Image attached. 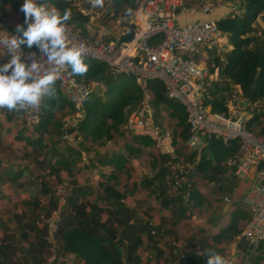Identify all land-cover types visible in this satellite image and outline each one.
I'll return each mask as SVG.
<instances>
[{
    "label": "trees",
    "instance_id": "16d2710c",
    "mask_svg": "<svg viewBox=\"0 0 264 264\" xmlns=\"http://www.w3.org/2000/svg\"><path fill=\"white\" fill-rule=\"evenodd\" d=\"M111 1L116 2L117 10L123 4L129 3V11H132L136 5L134 0ZM230 1L237 4L236 10L239 13L232 11L227 17L215 22L228 38L230 46L224 53L207 54L208 69L210 73L218 70L219 81L212 82L206 104L211 107L212 112H226L229 95L236 87H239L249 103L247 108L250 109L252 115L248 127L256 133L264 134V120L261 121L264 112L254 107L264 99V29L262 34L254 35L256 32L254 23L258 16L264 12V0ZM44 2L48 7H56L61 13L65 8L71 9V18L65 23L75 25L83 34H86L91 17L89 14L84 13L74 3V0H44ZM21 3V0H0V20L7 18L9 14H21L22 12L19 10ZM10 30L13 33L15 28L12 27ZM102 37L105 36L102 35ZM24 49L27 51L34 50ZM84 61L89 65L88 72L75 77L78 80L85 81L92 79L105 80L106 92L104 95L94 94L84 102L82 119L77 129H71L70 132L77 131L84 138H88L94 143L104 140L102 145L107 148L106 151L103 154L99 152L94 154L92 163L95 168H99L100 177L103 179L99 186L104 195L100 197L99 201H103L112 209L102 208L97 202L78 203L76 201V195L83 191V189L77 187L76 181L72 180L75 177L74 167L79 161L80 152L65 142L63 125L55 120L59 110L73 114L75 109L63 97L56 83V98H43L40 123L33 130L27 128L28 132L32 134L27 144L34 148L33 154L35 155L37 169L57 179L61 172H66L71 178L72 187L68 188V196L65 197L66 199L61 206L55 193L56 201L49 202V209L43 215L49 217L54 210L60 207L61 222L57 237L61 249L85 264H122L123 255L128 263H137L139 262L137 252L142 244V234L146 233L153 238L152 231H154V228L148 223L143 226L137 223H129L132 219L131 212L123 202L127 197V191H120L115 187V183L125 169L128 159L124 153L109 151L111 148L109 149L108 144L116 136L125 137L126 133L122 126L127 122L126 109L140 103L142 94L139 87L125 77L112 79L106 76L105 67L101 63L92 60ZM0 63L2 62L0 61ZM149 87L153 93V105L157 108L168 106L172 108L171 115L177 118L178 125L181 127L178 137L183 140V144L179 147L184 148L189 132L187 115L184 109L167 97L162 84L153 82L149 84ZM10 112L21 116L18 111ZM256 125H258L257 131V128L254 129ZM51 133L56 134L58 139L49 137ZM125 139V150L130 154H136L140 151L134 147L136 145L142 144L146 147L153 145L151 139L133 134L126 135ZM238 148L239 143L237 141L222 145L220 141L215 139L210 142L209 155H207L209 157H204L195 167V170L203 173L211 182L217 183V187L224 190L223 193H229V196L233 194L234 189L225 182V176L228 175L229 170L224 165V161L234 155ZM184 153L189 160L192 159V155L186 153V150H184ZM73 156H76L77 160L72 159ZM54 166L57 167L54 168ZM47 170L49 171L47 172ZM165 172L166 170H163L160 176L155 179L145 180L143 188L150 190L149 192L154 196L159 205L158 212L168 211L172 216L170 221L174 220L173 229L169 231L164 229V235L166 233L167 236H176L177 232L174 227L177 226L181 218L190 216L188 210L197 205L199 193L193 188L187 203L180 196H169L168 186L163 183ZM19 174L21 176V173ZM2 176L0 183L3 181L10 184L18 180L17 174L3 172ZM40 188L43 189V193H40L42 199L51 194L50 188H46V185H40ZM34 198L35 201L28 203V205L40 209L42 199ZM241 206V204L234 206L226 227L221 228L217 233L211 234L205 241L201 242L202 256L188 254L181 264H205L204 250L207 249L224 255L227 247L223 246L224 242L226 243L231 239L235 240L243 231L242 227L238 226V221L241 217L246 220L247 212ZM103 214L108 215L106 220L103 219ZM40 216V214H37L34 217L35 220L31 228L32 231L38 232V236H40L38 245L31 244L30 249H26L19 245V241L12 242L15 237L6 239L5 242H0V264H43L45 262V257H42L43 252L38 253L34 250L37 248L40 251H46L49 248L46 241V228L36 225V219H39ZM160 221L164 224L167 221V216H163ZM2 228L3 222L0 217V230ZM157 231L160 232V230ZM173 241H176V239ZM173 241L167 243L172 251L174 248L172 246ZM152 244L154 245V251L157 254H162L157 248L156 242L153 241ZM237 248L239 255H237V260L233 264H263L264 243L257 249L249 251L247 245L240 241ZM34 254L36 255L34 256ZM175 260L176 256L169 255L168 261L170 263L168 264H173Z\"/></svg>",
    "mask_w": 264,
    "mask_h": 264
},
{
    "label": "built area",
    "instance_id": "2783aa9c",
    "mask_svg": "<svg viewBox=\"0 0 264 264\" xmlns=\"http://www.w3.org/2000/svg\"><path fill=\"white\" fill-rule=\"evenodd\" d=\"M192 3V0H137L135 8L118 21L119 30L114 36H92L89 27L83 34L75 25L67 24L66 34L71 45L85 48L84 60L101 63L107 76L112 79L130 76L139 87L141 107L129 115L126 129L130 134L151 139L162 155L171 156L169 166L173 170L171 181L167 183L169 196H180L188 202L192 188L187 179L190 169L194 168L191 161L198 165L204 157L208 158L211 141L216 139L222 145L233 141L239 143L238 151L228 157L224 164L238 179L254 172L247 194L239 201L249 215L240 241L252 251L264 243V134L248 127L252 115L239 87L229 95L226 112H212L206 104L210 86L219 80V74L217 70L210 73L208 67L203 65V59L207 56V50L217 49L221 45L220 40L225 34L211 20L181 21L180 17L185 15H209L213 11L207 1H201L199 7H193ZM132 25L133 38L125 42L123 38ZM21 55L26 61L38 60L49 67L46 58L35 49L27 51L22 48ZM3 59L6 61L7 55ZM153 82L162 84L167 97L179 104L187 115L189 132L184 145L187 153L192 155L190 161H186V155L174 147L171 135L159 133L153 128V111L150 107L153 93L149 87ZM56 83L63 97L75 109L71 119L62 124L64 139L67 140L71 137L69 131L77 129L82 119L84 102L97 92L98 87L103 88L104 83L78 80L67 67ZM43 98L38 108L18 111L29 130L40 123ZM65 187L61 185L56 192L60 206L67 195ZM238 200L234 198L235 202ZM39 221V227L47 230L46 241L49 245L48 257L43 264H85L61 249L57 237L61 222L60 207L49 217L41 215ZM172 246L173 255L176 256L173 264L183 263L188 254L203 255L199 244L173 241Z\"/></svg>",
    "mask_w": 264,
    "mask_h": 264
},
{
    "label": "rangeland",
    "instance_id": "374dc122",
    "mask_svg": "<svg viewBox=\"0 0 264 264\" xmlns=\"http://www.w3.org/2000/svg\"><path fill=\"white\" fill-rule=\"evenodd\" d=\"M137 0H134L136 3ZM193 7H199V3L202 2H208L211 7L213 8V12H215L217 9H220L221 7H226L228 8V14L225 15L224 17H227L232 11H235V13H239L238 10H236V3L230 1V0H192ZM74 3L86 14L90 15V23L88 24L89 27V33L92 36H114L117 34L119 30L118 26V21L124 19L131 11H129V3L123 4L121 8L117 10L116 2L111 1V0H103V7L100 8H92L91 7V0H74ZM89 8V9H88ZM20 16H23V13L19 14ZM8 18V17H7ZM5 18L4 20H7ZM223 18V17H222ZM218 18V20L222 19ZM24 19V17H23ZM4 20H0V32L3 31V24ZM258 21L263 22L262 26H258ZM23 22V21H20ZM264 26V12L260 14L254 23L255 27V34L254 35H259L262 34V30ZM263 27V28H262ZM14 28V27H13ZM221 45L218 46L216 50H207L206 55L208 54H213L215 52L219 53H224L228 48H229V40L225 36L223 39L220 40ZM1 61V60H0ZM3 61V60H2ZM203 65L208 67V62L207 61V56L205 59H203ZM107 76V74H106ZM128 81H133V78L128 76L125 77ZM89 81H103L104 86L103 88L98 87L97 92L95 94L99 95H104L106 92V83L105 80L101 79H92ZM219 81V80H218ZM141 102L138 103L137 105L128 107L126 109L127 113V120L128 117L131 113H133L135 110L141 107ZM261 106L264 109V104L261 103ZM152 111H153V117H152V122H153V128L158 131L159 133H163L165 135L169 134L171 135V139L173 141L174 147L176 146L178 149H180L183 155H185L184 150L187 149L184 145V148H180L179 145L183 144V140H181L178 136L180 133V128L179 123L176 117H173L171 115L172 108L170 106L168 107H161L157 108L155 105L152 104L150 106ZM67 119H71V114L67 112H63V110H59L56 114V122L59 124H63ZM127 122L125 125L122 126V129L125 131V137L126 135H129L130 133L126 129ZM27 129V128H26ZM69 135L71 137L65 142L72 146V143L74 146L76 145L79 150L81 151L79 160L82 159V153L84 155L83 159L86 160V158H91L94 156L96 153L103 154L106 151V147L103 144L104 140H100L98 142H92L88 138H84V136L79 133V132H70ZM125 137L122 136H116L114 140H112L108 146H109V151L115 152H121L124 153L125 156L127 157L128 161L125 164V169L121 172L120 177L118 178V181L115 183V187L122 191L126 190L127 194L134 196L135 198L132 199L134 202H131V206L133 208H136L138 213H140L142 218H136V220L131 221V224H139L140 226L146 225L147 223L154 228V231H152L153 239L157 241L158 245L161 248H165V254L166 256L169 257V255L173 254L172 249H170L167 245L169 241H173L176 239L177 242L182 243V242H187V243H194V244H199L201 245V242L206 240V236L198 235V231L202 230L204 227L207 226L208 222L212 221H220L223 217L224 214L227 215V213H231L234 209V206L241 201V198L239 196H235L234 191L233 194H225L223 193L224 190H220V187H217V183L211 182L210 180L205 177V175L197 170H195V167L197 165L194 164V161H191V164H193L194 168L190 169L189 176H188V182L191 185V188H195L198 193V200H197V205L195 207H192L188 210L190 216L189 217H184L181 218V220L178 221L177 226L174 227L175 231L177 232L176 236H167L166 233L164 235L163 230L165 229L168 231V226L169 230L173 229V225H171V222H174V220H171V222L167 223L170 218L172 217L168 211H163L162 214H160V218L162 219L163 216H167V221L161 224H158L156 221L153 220V217L151 214L158 212L159 205L155 201L154 196L149 192L150 190L144 189L143 185L145 180H151L155 179L160 176V173L163 170H166V174L164 175L163 183L167 185L169 181H171V176H172V170L170 169L171 167L169 166L170 161H171V156L162 155L160 150L155 146L152 145L150 147H146L144 145H136L134 146L135 148H138L140 151L136 154H130L125 150ZM64 141V140H63ZM102 145V146H101ZM43 155L41 154V157ZM186 157V156H185ZM72 159H76V156H73ZM227 159V158H226ZM226 159L224 163L226 162ZM77 160V159H76ZM186 161H190L188 157H186ZM87 163V162H86ZM92 164V163H91ZM225 165V164H224ZM89 166H91L89 164ZM39 171V170H37ZM35 171L36 174L30 177L31 182H33V187H38L40 185H48L50 188L51 194L45 199H42V195L39 193V191H36V198H41V208L36 209L34 206H30L29 208V216L32 218L36 217L37 214L43 215L45 214V211L49 209V202L50 201H56L55 199V193L57 192V189L60 188L61 185H65L66 187L64 188L67 192L68 196V188H69V182L66 180H61L58 183H56L53 179V177H48V176H42L40 175V171L37 172ZM90 173L94 172L93 175H95V172H98V169L93 170L92 166L90 167ZM33 173V171L31 172ZM229 174V171H228ZM47 175V174H46ZM92 175V176H93ZM225 182L228 183L229 187L235 188V176L227 175L225 176ZM99 184L103 182V179L99 176ZM89 181V182H88ZM86 183H94V185H91L92 187L96 186L95 182H93L91 174H90V180H88ZM69 184V185H68ZM98 184V189L94 187L93 192L86 193L85 195H82L83 201H90V202H97L100 204L102 208L109 209L110 207L107 206L103 201H99L100 197L103 196L102 189ZM14 190V188L11 189V191H6L7 193H11ZM33 191L31 190V193ZM192 190L190 191L191 194ZM57 196V195H56ZM65 196V197H66ZM237 197L239 200L238 202L234 201V198ZM148 198V199H147ZM34 197H31L30 194H20L18 197H14L9 201V203H6V201L0 200V217L1 220L4 217V213L7 211L9 214L13 213L15 217L17 215H20L21 211L25 209L23 204L24 202H32L35 201ZM66 199V198H65ZM228 199V200H226ZM21 202L22 205L21 206ZM187 203V202H185ZM241 208L245 209L243 207V204H241ZM35 208V209H34ZM246 210V209H245ZM146 211L148 212V215H146ZM247 212V211H246ZM159 213V212H158ZM225 215V216H226ZM246 220L243 219V217L240 218L238 221V226L242 227V230L245 229L248 220H249V215L246 213ZM3 216V217H2ZM228 217V215H227ZM29 218V217H28ZM35 219V218H34ZM40 219V218H39ZM39 219H36V225L39 226L40 221ZM14 220V219H13ZM11 220V221H13ZM223 220V219H222ZM156 222V223H155ZM162 222V221H160ZM29 223V222H28ZM163 224V226H161ZM7 225H11V223H7ZM42 228V227H41ZM11 230L8 232L7 235H4L5 232L0 231V242H5L6 239H10V237H15V239H12L13 241H19L26 249H30V241L28 236L22 232L18 231L17 228L13 225L10 228ZM160 230L158 232L157 230ZM243 232V231H242ZM15 233V234H11ZM5 236V238H4ZM175 237V238H174ZM241 239V234L235 238V240L231 239L227 241L226 243L224 242L223 246H227L226 250L224 251V255L228 258L230 261V264H232L233 260L232 258H237V255H239V250L237 246L239 245ZM154 241V242H155ZM222 247V246H221ZM228 250V253H225ZM237 251V252H236ZM48 252L49 250L45 251V260L48 257ZM26 257V256H25ZM264 264V262H263Z\"/></svg>",
    "mask_w": 264,
    "mask_h": 264
},
{
    "label": "clouds",
    "instance_id": "9594fccd",
    "mask_svg": "<svg viewBox=\"0 0 264 264\" xmlns=\"http://www.w3.org/2000/svg\"><path fill=\"white\" fill-rule=\"evenodd\" d=\"M92 8L103 7V0H91ZM23 23L13 33L0 32V109L27 111L38 108L43 97L55 99L56 81L67 67L73 76L89 70L84 61L82 46L71 45L66 34V23L71 9L61 13L48 7L44 0H22L20 9ZM22 48L35 49L42 54L49 67L38 60L21 55ZM205 252V264H230L225 255L214 250Z\"/></svg>",
    "mask_w": 264,
    "mask_h": 264
},
{
    "label": "crops",
    "instance_id": "0c3cea01",
    "mask_svg": "<svg viewBox=\"0 0 264 264\" xmlns=\"http://www.w3.org/2000/svg\"><path fill=\"white\" fill-rule=\"evenodd\" d=\"M228 12V8L226 7H221L220 9H217L215 12H211L209 15H202V14H195V15H185L180 17L181 21H183L184 19H186L187 21H191L194 19H207V20H211L216 22L218 20V18H222L225 15H227ZM4 19H2L3 21ZM23 21V16H20L19 14L17 15H13V14H9L7 20H4L3 24V31L2 32H6L9 33L12 27H16L18 24H21ZM263 22L258 21V26L260 25V27L262 26ZM264 27V26H263ZM262 27V28H263ZM264 29V28H263ZM1 62H3L1 60ZM218 72V70H217ZM261 103L264 104V99H262L261 101H259L255 107L258 109L263 110V107L261 106ZM250 113V111H249ZM264 120V117H261V121ZM257 128V129H256ZM256 129V131L258 130V125H256V127L254 128ZM32 137V134L30 132H28V130L26 129L25 123L23 121L22 116L20 115H14L12 114L10 111H8L7 109H0V178H3V172H7L8 174L13 173L14 175L17 174V182L14 183H8L7 182H3L1 181L0 183V200L2 201H6V203H9V201H11L12 198L14 197H18L21 193L22 194H30L31 197H35L36 196V191L39 193H43L42 192V188H40V186L38 187V189H36V187H33V182H31L32 180H30V177L33 176L35 173V171L39 170L40 171V175L42 176H48V177H53L54 181L56 183H58L59 181L66 180L69 182V184L71 183V178L67 175L66 172H61L59 174V178H55L54 176L51 175H46V172L41 171L40 169L36 168V161H35V155L33 154V149L31 146H29L27 144V141H29V138ZM49 137H54L56 139H58L57 135L54 133H51L49 135ZM61 137V136H60ZM48 138V137H47ZM73 149L77 150L80 152L79 148L72 143ZM178 152H181L180 149L178 150ZM82 156L84 157L83 153ZM82 159L78 161V163L75 165L74 167V173H75V177L72 179L74 181H76V185L77 187H79L80 189H83V191L76 195V201H78V203H83V202H88V201H83L82 199V195H85L86 193L89 192H93L94 187L95 186H91L94 185V183H91V185H89V183H86L88 180H90V174L92 177L93 182H95L96 186L98 187L99 184V176H100V172L98 170V172H89L90 171V167L92 166L93 170H96L97 168L94 167L93 163H92V158H86ZM76 160V159H75ZM87 162V163H86ZM92 163V164H91ZM89 164L91 166H89ZM57 166H54V168H56ZM99 169V168H98ZM108 170H110L108 168ZM33 171V173H31ZM37 171V172H39ZM49 170H47L48 172ZM21 173V176L20 174ZM232 175L234 176L230 171L228 175ZM93 175V176H92ZM254 177V172L249 173L248 175H245L243 178L238 179L235 177V188H234V194L233 195H237L239 196L241 199H243L245 197V195L248 192V189L251 185L252 179ZM89 182V181H88ZM68 184V185H69ZM48 186V185H47ZM46 188H49L47 187ZM72 185H69V188H71ZM95 187V188H97ZM14 188V190L10 193H7L6 191H11V189ZM98 189V188H97ZM31 190L33 191L31 193ZM103 192V191H102ZM104 195V194H103ZM135 197L132 195H128L127 197L124 199V204L125 206L128 207L129 211L131 212V216L132 219L131 221H135L136 218H142L140 213H138L136 208H133L131 206V202H134L132 199H134ZM239 198V199H240ZM148 199V198H147ZM89 203H93L90 202ZM23 204L25 209H23L20 213V215H17L15 217V215H13V213L9 214L7 211L4 213V217L2 219L3 222V228L0 230L3 232H5L4 235H7L8 232L11 230V226H15L17 228V230L24 232L28 238H29V245H38V243L40 242V236H38V232L36 231H32V224L34 222V218H32V216H29V208L30 206L28 205V202H24ZM239 203H237V205H239ZM21 206L22 202H21ZM101 207V206H100ZM112 208H109V210ZM68 211V210H67ZM148 212L150 211H146V215H148ZM160 214L158 212H155L154 214L152 213L151 216L153 217V220L156 221L158 224H161L160 222ZM223 215L222 219L220 221H212V222H208L207 226L204 227L202 230L198 231V235H204L206 237H209L211 234L213 233H217L221 228L226 227L230 221V213H227ZM29 217V218H28ZM103 219L106 220L108 218L107 214H103ZM14 219V220H13ZM13 220V221H11ZM29 222V223H28ZM129 222V223H130ZM155 222V223H156ZM171 222L170 220L167 222L169 223ZM7 223H11V225H7ZM131 224V223H130ZM171 225H173V222H171ZM169 227L168 226V231H169ZM173 227V226H172ZM11 234H15V233H11ZM9 235V234H8ZM5 238V236H4ZM142 244L139 247V250L137 252V256L139 258V262L137 263H128L125 260V256H122V264H168L170 263L168 261V256H166L165 254V248H161L157 241H155L153 238L149 237L148 234L144 233L142 234ZM155 241L156 242V246L157 248L162 252V254H157L153 247L154 245L152 244V242ZM19 245L21 247H24L21 243H19ZM19 246V247H20ZM31 247V246H30ZM25 248V247H24ZM36 252H43L42 257H45V251H40L39 249L35 248L34 249ZM124 252V251H123ZM237 252V251H236ZM125 253V252H124ZM164 253V254H163ZM227 254L228 250L225 252ZM36 254H34L35 256ZM226 256V255H225ZM233 263L236 262L237 258H232Z\"/></svg>",
    "mask_w": 264,
    "mask_h": 264
},
{
    "label": "water",
    "instance_id": "95a60500",
    "mask_svg": "<svg viewBox=\"0 0 264 264\" xmlns=\"http://www.w3.org/2000/svg\"><path fill=\"white\" fill-rule=\"evenodd\" d=\"M133 29H134V26H130V29H129V32L128 34L123 38V41L125 42H130L133 38Z\"/></svg>",
    "mask_w": 264,
    "mask_h": 264
}]
</instances>
